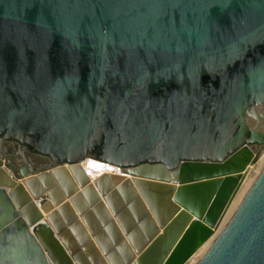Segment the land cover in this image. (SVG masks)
<instances>
[{
    "label": "water",
    "instance_id": "water-1",
    "mask_svg": "<svg viewBox=\"0 0 264 264\" xmlns=\"http://www.w3.org/2000/svg\"><path fill=\"white\" fill-rule=\"evenodd\" d=\"M0 144V264H80L51 216L85 161L147 224L119 264H264V167L218 232L264 150V0H0Z\"/></svg>",
    "mask_w": 264,
    "mask_h": 264
},
{
    "label": "bare ground",
    "instance_id": "bare-ground-1",
    "mask_svg": "<svg viewBox=\"0 0 264 264\" xmlns=\"http://www.w3.org/2000/svg\"><path fill=\"white\" fill-rule=\"evenodd\" d=\"M263 159V158H262ZM264 161V159H263ZM262 161L258 162L257 165L255 166H249L248 169L245 172L244 175V181L241 185V187H246L248 186V189H246V191H243V197L244 195L247 193V191L249 190V188L252 186V184L254 183V181L256 180L258 174H260L262 168L264 167V163H261ZM112 169H108L105 170L100 163L98 162H89V161H85L82 164H80L79 167L77 168H65V169H61L58 170L54 173V180L58 181L60 184V187L66 192V193H70L71 191H73V196H72V200H68V205L63 206L59 211H56L52 216H51V221L55 227V229L58 231L60 237L62 239L66 240V232L68 231V224H74L73 226H77L78 228H80L84 233L85 237H87V239H89L88 244L91 245L92 249L94 250L95 246L92 243L93 241L90 240L92 239L90 234H86L85 230H84V226H85V215L87 214H92L94 212L93 208H95L96 206H100L103 208V210L105 211V213L108 214V211L106 210L107 206H105L104 203V198L103 196H101V192L103 193V191L106 189V191H109L110 194H114L116 192V182H113L108 180L107 175H111L113 176V179H118L116 177L117 170L111 171ZM255 172H258V174L256 175ZM0 183H2L1 185H5L7 183L5 176L0 172ZM90 179V181H88ZM49 179H45L41 182H38V184L33 185V189L35 190V188H37L38 190H44L48 187V183L51 184V188L48 190L50 191V196L54 198V193H57L59 195L60 198V192L59 189H56L55 185L53 184V180H49ZM120 181V180H119ZM97 182V184L95 183ZM103 183V184H101ZM77 184L79 186H77ZM103 185V186H101ZM125 185V183L123 184ZM103 188V189H102ZM245 189V188H244ZM36 191V190H35ZM51 191H53L51 193ZM81 199L82 203L84 202L85 205L83 204V207H85V209H80L79 206H77L75 204L76 199ZM242 199V194L240 189L238 190L236 196L234 197V200L232 201L229 209L226 212L225 215V221H223V224L221 226V228L225 225V223L227 222V220L230 218V216L232 215V213L235 211V209L237 208L236 204ZM63 201V200H62ZM79 202V201H78ZM61 201L57 202V204H54V207H57L56 205L60 206L61 205ZM96 203V204H95ZM238 203V204H239ZM92 204H95L94 207H91ZM236 206V208L234 209V207ZM87 209V210H86ZM234 209V210H233ZM40 213L45 216V214L42 212L41 208H39ZM84 211H86L84 213ZM27 212L30 216H35V211L30 207L27 208ZM55 217H58V222L57 224L54 223L53 220L55 219ZM110 218V217H109ZM224 219V218H223ZM110 220V225L114 226L117 234H118V238L120 239L119 244L122 245L123 247H125L128 251V256L127 257H119V261L117 264L121 263V262H125L127 259H129V257L131 259V243L129 242V238H127L128 236L123 235L115 226V223L113 221L112 218L109 219ZM68 222V223H66ZM72 226V227H73ZM220 228V230H221ZM63 230V231H62ZM123 235V236H122ZM211 243V240L209 242H207L206 244H204L199 250L198 252L191 258V260L189 261L188 264H195L205 253V251L207 250V248L209 247ZM68 244V242H67ZM69 245V244H68ZM114 248V247H113ZM203 248V249H202ZM97 251L94 250V253H96ZM120 252V251H119ZM125 252V251H124ZM122 252V253H124ZM101 254V253H100ZM102 256V255H101ZM100 255H98V259H100V263L104 264V257L102 258Z\"/></svg>",
    "mask_w": 264,
    "mask_h": 264
},
{
    "label": "rangeland",
    "instance_id": "rangeland-1",
    "mask_svg": "<svg viewBox=\"0 0 264 264\" xmlns=\"http://www.w3.org/2000/svg\"><path fill=\"white\" fill-rule=\"evenodd\" d=\"M262 158L264 159V150L256 157L255 161L250 166H255L260 161L264 163ZM2 168L7 174L12 177L15 182H21L18 175V170L11 159H6L5 163L2 165ZM255 173L256 175L258 174V172ZM77 186L79 185L77 184ZM246 189H248V186L247 188L240 187L242 198L244 193L243 191H246ZM108 192L104 190L103 195H106V200H104V203L105 206H107L106 210L108 211L109 215L105 213L102 207L96 206L95 208H93L94 212L92 214L90 213L85 215L84 230L86 234L91 235L92 239L90 240L93 241L92 243L95 246L94 250L97 251L100 256L102 255L104 257L103 258L101 256L104 259L105 263L110 264V262H112L113 264H117L119 261V257L125 258L128 256V251L125 247L119 244L120 239L118 238L117 231L114 226L110 225V220L108 218L110 217L113 219L116 228L123 235H128L130 237L129 242L133 244H139V241H141L139 239L140 235H142L144 230H146L147 224L143 223L145 222L143 220L144 216L143 214L141 215L138 212V206L133 202L129 195H123L121 194V192L112 195ZM53 195L55 196V199L59 198V195L57 193H54ZM39 200L40 204H43L48 200V198L44 196ZM66 201H68L67 198ZM238 203L236 204V206L238 205ZM75 204L79 206L82 211L83 209H85V207H83V204L85 205V203H82L81 199H76ZM95 204H92L91 207H94ZM236 206L234 207V209L236 208ZM85 212L86 211H84V213ZM226 217H224V219L222 220L218 232L220 231L223 221L226 220ZM53 220H56L54 221V223L56 222L55 224H57L59 219L58 217H55V219ZM132 224L135 225V228L132 226ZM68 226L70 227H68L65 238L69 244L70 250L73 253H77L79 249L82 251L83 255L82 258L80 257V264H101L100 259H98L97 257L98 255L94 253L91 245L88 244L89 239L85 237L83 231L77 226L72 227V224H68Z\"/></svg>",
    "mask_w": 264,
    "mask_h": 264
},
{
    "label": "flooded vegetation",
    "instance_id": "flooded-vegetation-1",
    "mask_svg": "<svg viewBox=\"0 0 264 264\" xmlns=\"http://www.w3.org/2000/svg\"><path fill=\"white\" fill-rule=\"evenodd\" d=\"M0 152L5 153H15L18 154L19 150L16 149L15 145H10V144H0ZM6 159H11L15 165V167L18 170V175L20 177L21 172H30L34 169H37V166L42 164L44 162L43 159L25 154V159H21L19 157H16L14 155H6L4 156L3 164L5 163Z\"/></svg>",
    "mask_w": 264,
    "mask_h": 264
}]
</instances>
